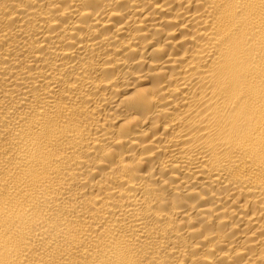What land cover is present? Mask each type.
Instances as JSON below:
<instances>
[{
	"label": "bare ground",
	"instance_id": "obj_1",
	"mask_svg": "<svg viewBox=\"0 0 264 264\" xmlns=\"http://www.w3.org/2000/svg\"><path fill=\"white\" fill-rule=\"evenodd\" d=\"M0 264H264V0H0Z\"/></svg>",
	"mask_w": 264,
	"mask_h": 264
}]
</instances>
